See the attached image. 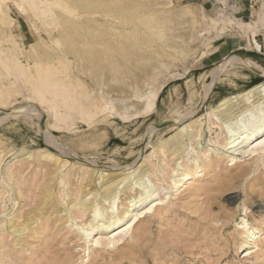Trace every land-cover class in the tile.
Here are the masks:
<instances>
[{"label": "rangeland", "instance_id": "374dc122", "mask_svg": "<svg viewBox=\"0 0 264 264\" xmlns=\"http://www.w3.org/2000/svg\"><path fill=\"white\" fill-rule=\"evenodd\" d=\"M7 1L0 11V112L8 113L0 122V178L13 172L12 182L20 179L21 195L5 193L0 182V230L5 232L0 231V257L7 254L3 262L264 264V154L243 152L232 161L227 158L214 143L221 142L224 131L211 114L224 98L264 81V72L237 62L220 68L228 59H242L264 70V0H21L23 11L17 0ZM245 2L247 11L242 9ZM5 16L14 20L4 25ZM162 22L168 42L150 37ZM16 61L18 70L11 69ZM44 79L56 85L57 92H106L104 97L115 100L118 110L123 104L131 106V116L72 111L66 128L65 123L63 129L48 127L53 119L47 104L38 100L45 92ZM35 85L40 89L34 90ZM136 90L159 92L153 111L142 114L145 104L134 98ZM210 121L214 125L209 130ZM226 123L233 127L232 121ZM184 125L188 128L179 139L188 154L154 149ZM198 129L201 136L191 137ZM39 150L66 163L57 170L52 161L37 156ZM194 158L203 165L200 174L171 194L162 191L166 207L136 220L134 230L115 247L85 245L77 226L87 224L90 215H80L71 201L84 197L87 203L103 202L100 172L105 178L130 173L141 160L142 166L113 189L121 214L129 197H137L139 190L166 187L165 174ZM159 161L163 176H153L152 167ZM208 161L217 167L208 168ZM46 183L54 200L44 204ZM133 183L137 185L130 190ZM69 213L72 221L67 220ZM109 217L104 216V222ZM28 218L35 224L16 247L7 221L17 224ZM242 221L259 230L257 247L246 257L247 246H240Z\"/></svg>", "mask_w": 264, "mask_h": 264}, {"label": "bare ground", "instance_id": "6f19581e", "mask_svg": "<svg viewBox=\"0 0 264 264\" xmlns=\"http://www.w3.org/2000/svg\"><path fill=\"white\" fill-rule=\"evenodd\" d=\"M6 1L7 0H0V11L1 12H3V5ZM19 2H21V0H17L15 2V4L18 6L19 9L22 10ZM39 3H42V2L39 1ZM33 6L36 7L38 5L36 3H33ZM1 20H2L1 21L2 24L9 25L11 23V21H13L14 19L10 16H5ZM230 21L231 20H228V22H230ZM164 23L165 22L161 23L162 24L161 29H158V30L151 32V35H150L151 39H153L155 41L157 39H164L165 38L166 42H168V39L166 38L165 30L163 28ZM215 28H216V26H215ZM215 28H212V29H215ZM253 41H254L256 48L258 50H260V45H259V43L255 37L253 38ZM166 45H167V47H170L169 43H167ZM30 49L34 50L35 47L30 45ZM0 61H3V59L1 60V58H0ZM234 62H237L238 64H240L244 67L252 68L257 73L262 74L264 72V70L261 69V67H259L256 63L249 61V60H242V59H228L226 62H224L220 65V68H224L226 65L228 66L229 64H232ZM26 65H27V63H26ZM27 66H30V65H27ZM27 66H25V67H27ZM11 67H12L11 69L16 68V70H18L19 63L17 61L14 62V64ZM49 83H50L49 79H44V81L42 83V88H44L45 92H41L40 98L38 99L41 103L47 104V110L46 111H48L50 113V115L53 119V123L49 124L48 127L55 128L58 130L62 126H64V127L68 126V125H66L67 124L66 122L69 119H71L70 115L72 114V111L78 112V113H85V115L90 114V115L96 116V117L101 116L103 114H106V112H108V116H110V114L111 115L117 114L118 116H120L122 118H128L131 116L127 112L129 109L132 108L131 106H128L127 104H123L122 109L118 110L115 107V103H116L115 100L111 99L110 97L109 98L104 97V94H106V92H94L92 90H90L88 92H84V91L83 92L82 91H80V92H57L56 85L51 86ZM32 88L34 90L40 89V87L37 85L33 86ZM150 89H153V87ZM75 90H81V88L76 87ZM96 93H98L99 97L95 96ZM158 93L159 92L157 90L156 91L155 90H149V92L142 93V94L140 92H138L137 90L134 91L133 96L137 100V102L145 104V109L142 111V114H146L150 111H153L156 108V100H157V97L159 95ZM99 99L103 101V105H101V107H99L97 105ZM20 113H18V114H20ZM211 114H213V117L215 118V120L217 122L216 124H218L219 129L221 131H224V136H223L221 142L216 140V141H214V143L217 144L218 146H220V148L223 151L228 153V155L226 156L227 158H230L232 161L239 153H243V152H244L243 154H245V155L247 154V156L255 154L257 152L264 154V81L250 87L248 90H246L243 93H240L236 96L224 98L221 101V103L217 106V111L212 110ZM7 115H8V113L5 114V113L0 112V122L7 119V118H5V116H7ZM85 118L89 119L91 117H84L82 120H84ZM178 120H180V119H178ZM227 121H232L233 127L230 126L231 124H227L226 123ZM63 123H65V124L62 125ZM212 125H214V123L210 121L209 126H208L209 130L211 129L210 126H212ZM200 126L201 125H198L197 128ZM187 128H188V126L184 125L182 128L178 129L177 132L174 135H172L171 137H169L167 140L160 142L159 145L156 146V148H154V149L155 150L159 149L161 151V153H163L164 148H166L165 152H168V150H169V151H171V154H173V155L178 154L181 151L188 154V152L186 151L185 144H183V142H182V138L184 137L183 134L186 133ZM62 129H63V127H62ZM223 129H225V130H223ZM52 130H54V129H52ZM201 134H202V131L198 129V130H196V135L191 136V137H193V138L200 137ZM180 136H182L181 139H179ZM51 142H50V140L48 141V143H51ZM209 142H211V141H209ZM53 143H51V144L53 145ZM244 148H246V150L243 151ZM58 151H59V149H58ZM153 154H155V153L153 152ZM37 156L40 159H43L45 161H48V162L52 161L55 164V167L57 168V170L59 169V166H61V163L62 164L66 163L65 161H62L61 158L56 157L55 154H52V152H49L47 150H39L37 153ZM3 157H4V155H3ZM30 157L34 158V155H30ZM179 157H181V156H179ZM162 161H159L157 165H153V167H152V175L153 176H157V173H159L161 176H163L164 169L161 168V165L163 164ZM140 163H141V160H140V162L139 161L136 162V168H134L133 172H136L137 169L142 166V163L141 164ZM19 164H20V162H19ZM207 164H208L207 165L208 168L217 167L216 162H209L208 161ZM177 166H180L181 168L180 169L179 168H171L170 169L171 175H169L166 172H165L166 174L164 173L166 176V180L164 179V181H166V185H167L166 187L160 186L159 188H155L153 186V188H155V189H153L151 191L139 190V192L137 193V195H138L137 197H129V199L127 200V206L123 209L121 214H118V211H117L118 208L116 206V201H117L118 195L116 192H114L113 189H115L116 186H118L122 182L124 183V181L130 177V176L128 177L127 175L133 174V172H130V173L129 172H123L122 174H119L116 177L114 175L111 177H109V175H107V178H105L103 176V174L100 172L99 176H98V178L101 179L99 181V184L101 183L100 188L105 193L104 196L102 197L103 202H100V200H99L100 203L96 202V201L87 203L86 200H83L84 197H82V198L76 197L74 200L71 201V203L74 204V207L80 213V215H84L86 212H88L90 215V220L88 221L87 224L84 223L83 225H81V227L77 226V228L79 230L78 234L80 235V238L84 241L85 245H87V246H89V245L100 246L102 248H106L109 246H111V247L117 246L118 243H120L122 240H124V238L126 236L130 235V233L134 230L135 225H136V223H135L136 220H138L141 217H146V215H148V214H151L159 206L166 207V205L168 204V202L167 203L165 202L166 198L160 197V193L162 191H165V193H163V194L166 195V194H171L170 192L172 190H175V191L178 190V188L180 186H183L186 182H188L191 179L190 177H194V176L200 174L201 171H198V170L203 167V165L198 164V162L195 158L191 161H187V163L184 165H181L180 163H178ZM124 171H126V169ZM146 174L147 173H144V174L141 173V175H143V176H145ZM86 175L88 176V174H86ZM97 175H98V173H97ZM118 176H121V178H117ZM5 177H7V178L6 179L0 178V182H2L4 184L5 193L9 194V192H11L13 194L14 192L17 191L21 195V191H19L20 179H18L19 182L15 181V183H13L12 182L14 180L13 172H7ZM17 178H19V177H17ZM56 179H59L60 185L63 183L62 177H59L56 175ZM83 180H85V179H83ZM65 181H66V179H65ZM45 182H46V180H45ZM139 182H141V181H139ZM48 183H50V182H48ZM56 183H57V181H56ZM56 183H55V185H56ZM150 183L152 184L151 181H150ZM42 184H44V183H42ZM138 184H140V183H138ZM135 185H137V183L136 184L133 183V186H131V188L129 187L130 190H133ZM62 186H63V184H62ZM22 191H23V189H22ZM91 193L92 192L90 191V194ZM76 194H77V192H76ZM9 195H11V194H9ZM74 196L75 195H73V197ZM92 196L95 197L96 193L92 194ZM10 199L14 202L16 198H14L12 195L10 197ZM53 200H54V194H53V191L51 189V184L46 183L45 187H44V204H47L48 202H52ZM103 203H105V205H107V206L104 207ZM71 207H73V205ZM67 208L68 207H66V210H69ZM115 211H116V213H115ZM108 213H110L109 220L107 222H104L103 217L106 216ZM11 214H12V212H11ZM66 215H68L67 220L72 221V217H71L70 213L66 214ZM19 216H21V215H19ZM80 218L82 219V216L79 217V219ZM18 219H20V217H18ZM102 219H103V221H102ZM37 220L39 222V219H36V221ZM33 222L34 221L32 220V218H28V220H26V222L17 223V224H15L14 221L11 219H9L7 221V224H9V226L6 228V230L8 229L7 233H9V235L13 234L16 237V238H14V243H15L16 247H17V244L19 245V243H17L19 241V239L22 238V236H26L24 234H25L26 230L28 229V227H30V225ZM242 222L243 223L240 226V229L242 230L240 233V241H241L240 246L241 247L247 246L246 250L243 251V252H245L244 257H246L252 253V249H255L257 247V238H258L257 235L259 234V230H257L258 228L253 229L251 227H248V224L246 223V221H242ZM0 223H2V221ZM33 224H35V223H33ZM0 231H3V229H1ZM31 231H33V230H31ZM93 232H96V234L93 235ZM4 234H5V232H4ZM33 235L37 236L35 231H33ZM2 240H3V238L0 237V243L3 244ZM249 245H250V247H248ZM16 252H17V250H16ZM4 255H7V254L3 253L2 256H4ZM2 256L0 257V264H5L2 260Z\"/></svg>", "mask_w": 264, "mask_h": 264}, {"label": "crops", "instance_id": "0c3cea01", "mask_svg": "<svg viewBox=\"0 0 264 264\" xmlns=\"http://www.w3.org/2000/svg\"><path fill=\"white\" fill-rule=\"evenodd\" d=\"M245 1H247V0H245ZM246 6H247V3L245 2L244 3V7L242 8L244 11H247V9H246ZM257 39V38H256ZM257 41H258V39H257ZM258 43H259V45H260V50H258L257 48V50L259 51V52H261L262 51V45H261V43L258 41ZM256 47V46H255Z\"/></svg>", "mask_w": 264, "mask_h": 264}]
</instances>
